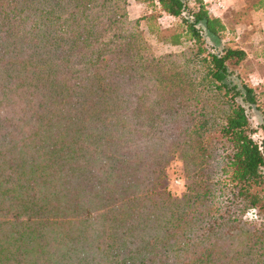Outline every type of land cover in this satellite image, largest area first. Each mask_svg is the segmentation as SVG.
Listing matches in <instances>:
<instances>
[{"label":"trees","instance_id":"obj_1","mask_svg":"<svg viewBox=\"0 0 264 264\" xmlns=\"http://www.w3.org/2000/svg\"><path fill=\"white\" fill-rule=\"evenodd\" d=\"M140 2L186 50L126 0H0V264H264V91L207 0Z\"/></svg>","mask_w":264,"mask_h":264},{"label":"rangeland","instance_id":"obj_2","mask_svg":"<svg viewBox=\"0 0 264 264\" xmlns=\"http://www.w3.org/2000/svg\"><path fill=\"white\" fill-rule=\"evenodd\" d=\"M255 1L223 0L224 8L218 12V17L226 28L225 33L222 34L224 44L242 48L246 53L245 59L233 68V73L250 86H253L255 81H260L259 79L264 75V13L262 10H254L251 7L250 4ZM208 3L206 2L207 6ZM126 12L131 20L143 17L139 20V29L142 30L143 39L153 56L178 53L186 50V47L190 45L185 41L179 45L171 46L162 41L157 33L147 29V25H151L153 28L152 24L164 28L175 27L177 24V20L158 14L156 8H150L140 0H126ZM148 14L160 16L154 18L151 23L146 17ZM255 89L257 92L264 91L260 82ZM263 93L261 92V94ZM258 104L261 115H264V97H258ZM249 117L251 125H255L257 118L251 112ZM132 129L135 131V128ZM160 150L161 148L157 149V151ZM165 160L168 161V164L164 168V177L160 185L165 186L172 198L178 200L184 193L188 194L194 188L196 178L192 175L191 165H186L180 155L170 152Z\"/></svg>","mask_w":264,"mask_h":264},{"label":"built area","instance_id":"obj_3","mask_svg":"<svg viewBox=\"0 0 264 264\" xmlns=\"http://www.w3.org/2000/svg\"><path fill=\"white\" fill-rule=\"evenodd\" d=\"M207 10L210 13H214L216 11L222 10L224 8L223 3L221 0H209L208 1ZM260 84L262 85L264 89V75L259 79Z\"/></svg>","mask_w":264,"mask_h":264},{"label":"crops","instance_id":"obj_4","mask_svg":"<svg viewBox=\"0 0 264 264\" xmlns=\"http://www.w3.org/2000/svg\"><path fill=\"white\" fill-rule=\"evenodd\" d=\"M207 1H209V0H207ZM222 1V3H223V0H221ZM221 10H219V11H216V13H215V16H219V14H218V12H220ZM256 12V11H255ZM261 23H263V22H261Z\"/></svg>","mask_w":264,"mask_h":264}]
</instances>
